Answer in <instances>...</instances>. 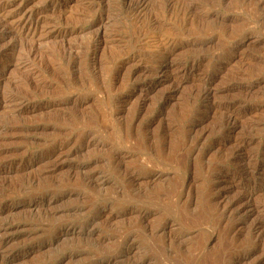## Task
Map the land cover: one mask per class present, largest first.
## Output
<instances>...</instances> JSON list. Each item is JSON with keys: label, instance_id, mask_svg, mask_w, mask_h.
<instances>
[{"label": "rangeland", "instance_id": "rangeland-1", "mask_svg": "<svg viewBox=\"0 0 264 264\" xmlns=\"http://www.w3.org/2000/svg\"><path fill=\"white\" fill-rule=\"evenodd\" d=\"M0 29V264H264V0H0Z\"/></svg>", "mask_w": 264, "mask_h": 264}, {"label": "bare ground", "instance_id": "bare-ground-1", "mask_svg": "<svg viewBox=\"0 0 264 264\" xmlns=\"http://www.w3.org/2000/svg\"><path fill=\"white\" fill-rule=\"evenodd\" d=\"M31 19H32V18H31ZM32 21H33V20H32ZM36 22H37V21H36ZM3 23H4V22H3ZM3 23H2V24H3ZM29 23H30V22H29ZM31 24H32V23H31ZM38 24H39V23H38ZM3 25H4V24H3ZM3 25H2V26H3ZM51 25H52V23H51ZM11 26H12V25H11ZM38 26H39V25H38ZM12 28H13V27H12ZM12 28H11V29H12ZM26 28H27V27H26ZM34 28H35V27H34ZM40 28H41V27H40ZM1 29H2V27H1ZM1 29H0V31H1ZM3 29H4V28H3ZM3 29H2V30H3ZM23 29H24V28H23ZM12 30H13V29H12ZM15 30H16V29H15ZM34 30H35V29H34ZM3 31H4V30H3ZM38 31H39V30H38ZM30 32H32V31L30 30ZM35 32L37 33V31H35ZM35 32H34V33H35ZM25 33H26V32H25ZM45 33H46V32H45ZM30 34H31V33H30ZM42 36H43V35H42ZM4 244H5L4 241H3V242H0V251H2V248L4 247Z\"/></svg>", "mask_w": 264, "mask_h": 264}]
</instances>
